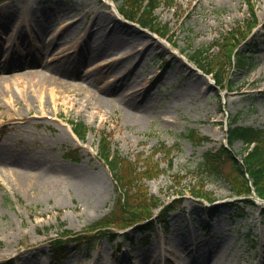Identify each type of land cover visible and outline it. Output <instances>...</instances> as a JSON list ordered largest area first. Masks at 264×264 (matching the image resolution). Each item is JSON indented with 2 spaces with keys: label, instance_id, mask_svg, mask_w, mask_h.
Segmentation results:
<instances>
[{
  "label": "rangeland",
  "instance_id": "1",
  "mask_svg": "<svg viewBox=\"0 0 264 264\" xmlns=\"http://www.w3.org/2000/svg\"><path fill=\"white\" fill-rule=\"evenodd\" d=\"M123 2L0 0V264H198L205 259L206 264H264L259 199L212 213L213 203L188 191L202 179L197 165L203 153L226 140L230 120L264 127V91H258L264 85L250 83L259 76L264 82V0H163L153 27L167 33L165 38L123 18L117 9ZM251 8L258 25L246 32ZM128 27L143 36L127 33ZM110 29L120 32L125 46L137 45L131 58L138 63L134 74L126 77V62L116 60L117 55L100 53L78 68V74L87 76L83 85L79 77L68 79L72 89L41 80L46 65L83 51L94 30L102 35ZM230 30L245 37L238 50L247 62L228 70L227 91L216 87L191 58L199 62L195 52ZM41 43L48 49L40 51ZM197 77L201 92L192 85ZM109 83L122 84L132 97L103 93L102 86ZM144 93L152 102L142 117L128 102ZM72 122L92 128L85 139L68 131ZM189 128L209 138L195 145L183 136ZM101 130L113 148L133 160L160 143L175 145L171 164L164 152L155 156L163 172L146 185L163 201L178 198L182 204L171 212L166 227L158 224L151 233L143 223L132 225L113 241L109 235L97 236L88 249L67 243L56 262L51 237L63 228L83 230L114 206L116 183L98 155ZM232 148L239 157L245 154L241 140ZM46 163L50 166L43 167ZM93 177L97 193L81 180ZM204 180L214 204L233 200L222 177ZM209 253L214 254L210 261Z\"/></svg>",
  "mask_w": 264,
  "mask_h": 264
},
{
  "label": "trees",
  "instance_id": "2",
  "mask_svg": "<svg viewBox=\"0 0 264 264\" xmlns=\"http://www.w3.org/2000/svg\"><path fill=\"white\" fill-rule=\"evenodd\" d=\"M162 2L163 0H124L120 10L127 18L138 21L144 27L154 29L153 25H157L155 10ZM251 16L252 21L248 23L246 32L251 31L257 24L254 8H251ZM158 28L160 27L156 28L157 31H159ZM241 32L245 33L242 30ZM244 38L239 35V31L235 33L234 30H230L227 35L216 39L211 47L195 52V56L200 58L199 62L196 60L197 63L207 73L213 74L218 87L225 88L224 84L228 81V70L231 67L246 64L247 57L240 55L238 50ZM212 48H217L218 51L211 53ZM72 123L74 131L82 139H85L87 132L92 129L83 122ZM99 132L98 155L111 171L116 183V200L107 215L85 229L73 231L63 228L62 231L57 232L56 237L51 238L56 262L67 243H74L76 249L82 248L84 244L87 249L92 248L97 236L102 238L109 235L110 239L114 240L122 229L145 222V227L152 231L156 224L152 218L155 209L159 208L158 222L166 225L169 213L181 205V199L173 198L172 201L165 202L161 197L152 195L146 185V180H151L163 172L159 161L155 160L156 154L164 152V156L168 157L171 164L173 157H170V154L175 145L167 146L165 143H160L150 154L133 160L112 147L104 130ZM183 136L195 145L202 144L208 139L196 128H189ZM227 139L228 145L222 143L218 148L209 149L203 153L202 160L197 165L202 179L196 186L188 189L189 193L193 197L211 199V196L204 191L206 185L204 179L207 176H219L228 183L233 194L243 196L241 201L252 203L250 196L254 192L264 198V128L242 125L236 117L228 123ZM236 140H241L245 144V154L240 158L232 148ZM183 194L184 192H181L179 195ZM64 225L62 221V226Z\"/></svg>",
  "mask_w": 264,
  "mask_h": 264
},
{
  "label": "bare ground",
  "instance_id": "3",
  "mask_svg": "<svg viewBox=\"0 0 264 264\" xmlns=\"http://www.w3.org/2000/svg\"><path fill=\"white\" fill-rule=\"evenodd\" d=\"M92 24L94 25V21ZM95 24H96V21H95ZM49 25H50V22L44 27V29L49 28L50 27ZM125 30L128 31L127 33H131L134 36H137V37L143 36V34L139 30L134 29L132 27H128ZM120 35H121L120 32H118V30H115V29H110L108 31H105L102 35H99L98 31L94 30L90 37V40L92 43L87 42V46L85 47V49L83 51L81 50L80 52H77L76 55L73 57L71 56L63 57L61 60H58L54 65H49V64L46 65L44 67L45 69L42 72L41 80L43 82L49 81L50 84H59L61 86L67 87L68 89H72V85L70 84V80L68 79L72 78L73 80L79 77L81 82H78V84L83 85L82 83L85 82V79H87V76H81L80 74H78V68L80 67V65H83L89 62L90 60L93 59L94 56L100 53H105L108 55L110 54L117 55L118 58H115L116 60L121 58V60L123 59L126 62V64L123 67V70H125L126 77L130 74L131 75L134 74L138 63H136L135 61H131V58L133 57V55H135V51L133 48H136L137 45H134L133 43L129 42L128 46H125L123 44L124 42L120 39ZM38 46L40 48L39 49L40 51H44L48 49L46 48V46H44V43H41ZM126 47L128 48L127 51H126ZM130 47L131 49H129ZM263 48H264V44H263ZM113 61L115 63V60ZM74 75H78V76H74ZM0 78H4L3 75H1ZM89 78L91 80H94L90 76ZM200 80L201 79L197 77L192 85H193V88L197 86L198 87L197 89L201 92L203 85H202V81L200 82ZM257 81L260 84L259 86L257 85ZM261 81H262V76H259L257 78H253L250 81V83L256 87H262L264 85V82L261 83ZM207 87H209V85H207ZM101 89L103 93H113L115 91H120L121 96L127 97L129 95V97H132V95H130V91L128 90L123 91L124 86L122 84L112 85L111 83H109V84L103 85ZM258 91H264V89L258 88ZM138 96H141V99L138 100L136 98H131L128 104L131 107V109L137 111L142 117H145L150 112L149 108H150V104L152 100H151L150 95H148L147 93H144L142 95L140 94ZM67 129L70 133H73L70 125H67ZM22 159L24 161H27L26 158H22ZM47 163L43 167L49 165ZM81 180L85 187L92 189L93 190L92 192L95 191L97 193L96 191L97 186H98L97 178L95 177L81 178ZM96 193L94 194L95 196H97ZM176 242H178V240ZM213 256H214L213 253L211 254L209 253L207 255L208 260L210 261ZM206 261L207 260L205 259L203 260L202 263H198V264H206ZM212 263L213 261H211V264Z\"/></svg>",
  "mask_w": 264,
  "mask_h": 264
}]
</instances>
